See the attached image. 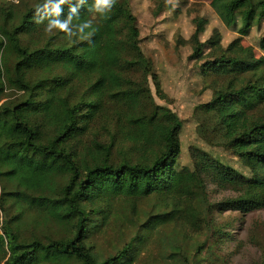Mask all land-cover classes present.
I'll return each mask as SVG.
<instances>
[{"label": "trees", "instance_id": "16d2710c", "mask_svg": "<svg viewBox=\"0 0 264 264\" xmlns=\"http://www.w3.org/2000/svg\"><path fill=\"white\" fill-rule=\"evenodd\" d=\"M91 4L92 0H85L79 19L73 21L91 22L95 33L90 43H70L60 34L56 35L62 39L58 44H52L56 36H48L41 44L22 45V36L39 35L45 25L34 23L35 7L16 13L9 1L0 2V36L7 38L0 40V97L7 88L22 93L21 99L0 104V179L16 185L15 191L0 192V264H136L150 236L156 238L155 232L175 222L181 212L191 226L198 227V205L192 209L188 205L189 212L178 207L181 201L203 199L208 181L238 193L224 203L203 206L202 223L208 230L216 232L207 219L210 208L222 206L220 211L242 214L264 208V56L255 57L251 48L238 44L239 39L223 48L217 30L201 42L205 23L195 22L190 59L201 61L208 50L211 59L199 66L200 75L226 81L199 108L215 118L222 146L247 174L199 149H190L191 168L178 169L182 122L152 100L149 79L156 92L161 87L151 62L141 52L131 0H117L103 16L89 11ZM211 7L221 23L236 28L239 36H247L264 19V0H211ZM67 15L64 6L61 18ZM258 48L264 53V37ZM56 67L63 72H54ZM36 70L45 74L31 81L27 76ZM83 80L85 94L72 100L69 90ZM104 98L127 108V114L123 110L114 115L117 120L123 118L131 127L127 132L148 148L147 157L132 164L122 154L114 166L111 143L98 145L100 156L91 160L70 145L96 117L105 114ZM147 98L150 108L143 102ZM135 108L140 109L133 114ZM149 196L160 199L158 210L166 200L167 204L149 215L140 224L141 233L115 255L99 257L88 241L104 235L111 220L109 211H102L98 204ZM30 212L63 231L60 237L25 236L24 219ZM98 214L102 218L96 223L92 215Z\"/></svg>", "mask_w": 264, "mask_h": 264}, {"label": "rangeland", "instance_id": "374dc122", "mask_svg": "<svg viewBox=\"0 0 264 264\" xmlns=\"http://www.w3.org/2000/svg\"><path fill=\"white\" fill-rule=\"evenodd\" d=\"M14 5L16 13H22L27 8H33L43 0H0ZM131 11L136 17L139 29L140 49L143 55L151 62L152 68L159 79L160 92H156L152 81L149 79L148 87L154 104L167 107L182 122L179 135L181 155L177 168H191L190 149H199L228 164L240 173L247 174L234 155L227 151L215 131V118L204 114L200 105L212 98L214 89L225 85V78L213 76L202 77L199 66L203 61L211 59L208 50H204L201 61L190 59L192 45L189 42L195 30V22L204 21V33L200 35L201 42L206 41L217 30L221 35V45L227 47L233 40L239 39L242 48H251L255 57L264 56L259 50V40L264 37V19L251 28L247 36H239L236 28L225 27L211 7V0H131ZM48 35L41 32L30 37L22 36L21 44H41ZM62 42L58 36L52 44ZM54 72L61 74L63 70L56 67ZM39 70L29 72L27 78L31 81L44 75ZM138 81V78H134ZM85 80L76 82L69 90L72 100L85 94ZM145 90V89H144ZM65 95V94H64ZM22 93L14 88H7L0 97V104L14 102L21 99ZM150 99H143L147 108L152 107ZM102 105L105 114L96 117L90 123L88 131L77 141L70 145L84 159L100 156L98 145L112 144L111 163L117 166L122 154L134 164L147 157L148 148L141 146L134 139V133L127 132L129 128L123 118L117 120L114 115L123 110L128 113L122 103L104 98ZM150 106V107H149ZM145 107V106H144ZM140 109V108H139ZM135 108L133 114L137 113ZM206 194L197 201L189 199L181 201L180 210L188 205L191 209L199 207L200 219L198 227L189 224V218L184 212L179 218L169 223L150 236L145 248L140 251L136 264H264V208L253 210L247 214L239 211H220L221 207L210 208L208 218L216 232L203 227L205 217L203 206L217 205L235 198L236 193L232 188L216 186L210 181L205 182ZM15 183L9 184L0 179V192L15 191ZM160 199L149 196L145 199H116L108 204L99 203L98 208L109 211L110 226L105 234H98L88 241L94 252L99 257L113 256L140 230V224L145 222L149 215H155L160 210ZM170 208L167 210L169 211ZM190 209V210H191ZM158 210V211H157ZM186 210V209H185ZM189 210V211H190ZM15 211V209H14ZM12 210V214L14 215ZM187 211V210H186ZM187 211V212H189ZM96 223L101 222L102 216L92 215ZM91 216V217H92ZM1 217V213H0ZM117 218V220H115ZM24 235H37L39 238L60 237L61 231L53 224H45L41 216L35 212L26 214ZM61 231V232H59ZM86 243V244H88ZM67 264H77L70 261Z\"/></svg>", "mask_w": 264, "mask_h": 264}, {"label": "clouds", "instance_id": "9594fccd", "mask_svg": "<svg viewBox=\"0 0 264 264\" xmlns=\"http://www.w3.org/2000/svg\"><path fill=\"white\" fill-rule=\"evenodd\" d=\"M19 3V0H14ZM117 0H92L89 11L101 16L107 14L116 5ZM85 5V0H43L37 4L33 13L35 24H44V33L48 36L63 34L62 38H67L70 43L91 42L95 33L90 21L73 24L79 19L78 10ZM64 6L68 7V15L62 17ZM0 40L6 42L7 38L0 36Z\"/></svg>", "mask_w": 264, "mask_h": 264}]
</instances>
